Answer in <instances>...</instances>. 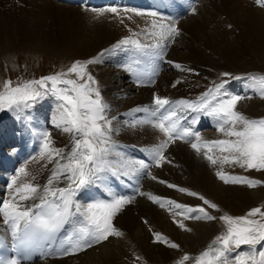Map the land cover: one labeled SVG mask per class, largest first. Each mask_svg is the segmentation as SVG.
<instances>
[{
	"label": "bare ground",
	"instance_id": "1",
	"mask_svg": "<svg viewBox=\"0 0 264 264\" xmlns=\"http://www.w3.org/2000/svg\"><path fill=\"white\" fill-rule=\"evenodd\" d=\"M103 1L93 0L90 2V0H85L79 2L84 6H67L55 0H0V46L4 42L18 43L21 40L31 42L44 40L53 42L56 46L66 47L67 50H70L68 57L71 59L88 60L100 57V50L105 48L111 50L120 40L132 36L133 33L137 34L134 38L139 39L142 43H151V37L148 33L152 31L151 22L153 18L145 15L140 16L143 18L135 19L137 16L135 13L124 14L123 11L119 17L114 16L112 13L97 16L96 13L81 7L92 9L96 6V9H101L117 6L121 10L126 7L129 9L145 7V10H147L145 13L156 12L155 9L161 11L173 10V2L170 0H106L105 3ZM190 1L181 0L180 10L176 13H180L186 5L190 6L192 4ZM258 4L257 0H203L197 6L195 13L182 20L181 23L179 22V27L181 29L184 27L189 33L190 38L186 36V39L199 41L197 55L200 61L210 68L209 72L191 74L184 72L179 77L163 80L167 83L163 84V82L158 81L163 77L161 71L163 73L166 67L176 72L184 71L183 67H175L172 58H167L161 64L160 57L153 58L154 61H149L152 64V71L149 70L150 65L148 63L146 75V72L144 74L141 72L146 66L147 54L135 52L134 50L129 51V56L125 55L123 50L115 52L105 50L102 52L101 62L92 64L91 71L93 75L105 79L104 72L106 71H101L99 68L103 65L114 68L118 65V61L124 62L122 56H126L132 71L123 75H129L132 85L126 91H120L118 95L121 100L126 98L125 94L128 92L135 95L134 99L122 104H115L112 100L108 103V112H115L113 116L115 117L113 119L114 131L112 133V140L115 141V151L113 155L109 156V160L116 167L127 164L134 169L139 167L140 161H143L149 165V168L131 171L128 175L124 174L126 169L123 168L115 175L111 171L103 172L100 174V180L81 189L76 196V199L82 204H87L94 202L95 199L99 200L100 188L109 192L113 186L124 191L125 198H130L133 202L128 204L129 207L126 205L113 221L115 227L124 233L122 237H109L108 240L94 244L92 247L75 254L61 255L59 251H56L49 257L51 260L46 259L45 256L48 255V252H46L36 262L24 264H177V261L185 254L195 256L202 252L224 230L223 223L219 219L197 221L177 216L175 213L178 210L174 208L169 210L167 206L162 208L149 199V195L174 200L177 203L192 207L203 206L217 217H219V214L223 215L225 213L240 216L254 205L264 203L262 202L264 201L263 189H258L256 193L253 190L248 191L245 189L246 185L225 184L223 181L217 180L216 171L218 166L211 165L204 157L203 152L197 153L191 147V142L177 140L175 143L170 144L165 152L166 161L163 162L162 166H156L155 161L152 159L151 149L164 138L163 134L148 123H140V121L149 118L148 113L134 111L137 108L154 109L155 95L166 97L172 101H197L215 83H219L221 80H229L228 85H226L228 92L235 90L232 85L237 80H234L231 76H222L224 72L218 70V68L227 70L226 65L222 62V64L218 63L216 60L206 59L205 54L208 53L209 55L219 51L222 55L233 58L238 57L239 53H242L239 57L244 58H248L251 54H259L258 57L263 62L264 7L261 8L262 6L259 4L260 7ZM176 8L178 6L175 5ZM138 11L143 12L144 10L140 9ZM129 16H131V19H128ZM162 16L163 14L159 12L156 19ZM174 16L170 17L174 18ZM165 17L166 15L162 17L163 20L166 19ZM185 42L181 39V46ZM183 48L186 50L184 51L185 58L189 57L190 51L187 53V49L184 46ZM172 52L175 53L176 50L174 49ZM132 59H135L134 62H131ZM247 60L244 61L248 62ZM136 61L139 62L138 66L134 64ZM243 66L246 65L237 66L238 69L235 72L239 73L236 75L240 76L248 71L245 68V70L241 69L240 71V67ZM216 70L218 71L216 72ZM229 71L234 76V73L232 74L233 70ZM105 76H107V72ZM117 77L120 78L121 75ZM156 78L159 79L154 82ZM102 86L106 92L115 91V89L109 88L106 83H103ZM190 92H195L194 94L198 96L190 100L187 98ZM253 95L254 97L259 96L257 91L251 88L245 93L247 98L239 102L238 111L246 115L249 100L254 98ZM107 100H104L105 103ZM46 101L54 103V106L48 107V113H50V109L54 111L51 115L54 122L55 117L53 115L57 112L59 101H52L44 96L39 104L24 108L20 113L18 118L25 120L24 131L17 134H15V131L9 134L0 131V135L3 134L0 136V204L10 198L11 190L8 186L11 180L9 179V172L15 169L14 175H17L18 169L26 166L31 173V176L27 179L31 180V177H35L32 182L40 185L41 189L47 184L56 161L49 162L46 157L44 159L40 158L42 133L49 132L53 147L65 150V155L72 147L71 134L60 129L61 135L55 136L52 132L58 129L56 126H53L54 130L52 129V131L46 130V125L50 126L44 122L45 118L48 117L45 108ZM12 113L13 110H10L9 114ZM179 115L181 116V123L184 126H191L193 131L198 132L203 139L225 138L221 132L210 135L218 128L217 121L213 117L203 113L191 112L190 110L180 111ZM113 117L109 118L112 119ZM193 117H196V123L194 124L191 123ZM7 122L11 126L9 119H7ZM2 125L4 127L9 126L6 121ZM203 125H210L212 130L200 132ZM7 143L19 144L16 146L20 148L17 155L11 154L5 157L1 155L4 152L1 146H7ZM182 164L186 166L183 169L185 176L177 172L182 168ZM242 169L233 165L223 166V170L231 175H239V171L236 170ZM183 170L181 169L180 172L184 173ZM153 176L156 179H152ZM120 177L123 180L118 181L117 179ZM182 177L188 179L183 183L181 181ZM126 181H134L136 185H129ZM69 184L70 181L65 177H61L53 187L64 188L68 187ZM168 184L177 185L203 195L206 199L216 203L220 211L208 208L207 205H203L198 197L180 192L178 188H170ZM133 193H135L134 196H132ZM140 193H144V195ZM26 203L32 206L40 203V201L37 199ZM177 221H182L191 231L180 228ZM8 226L4 223L2 215H0V229L13 237L11 228ZM68 227L67 232L62 233L60 238L71 232V227ZM154 233L163 234L170 242L177 243L180 247L173 249L166 243L157 242Z\"/></svg>",
	"mask_w": 264,
	"mask_h": 264
},
{
	"label": "snow or ice",
	"instance_id": "2",
	"mask_svg": "<svg viewBox=\"0 0 264 264\" xmlns=\"http://www.w3.org/2000/svg\"><path fill=\"white\" fill-rule=\"evenodd\" d=\"M257 2L264 7V0ZM90 11L97 16L112 13L119 17L123 11L124 14L133 12L137 16L147 15L153 18L152 31L148 33L155 38L153 44L142 43L134 38L137 34L133 33L106 51L134 50L159 58L163 54V42L180 34L175 23L156 19L158 13L155 11L145 13L129 8L121 10L117 6L92 8ZM195 11L193 7L192 12ZM102 57L103 53L100 57L75 61L66 72L18 82L15 86L11 80H7L0 89V111L22 110L31 107L46 95L54 96L59 101L54 118L55 126L72 136V147L65 155V150L53 147L49 132L42 133L40 158L46 157L49 162L56 161L43 189L32 182L35 177L27 179L31 173L26 166L20 167L17 175L11 178L8 186L11 190L10 198L0 204V215L4 223L10 226L22 252L21 257L0 259V264H23L38 249H44L48 254H52V250L59 251L61 255L75 254L106 241L109 237L124 235L113 221L126 205L133 202L132 199L113 195L111 200L87 204L76 199L78 192L100 180L103 172L111 171L115 175L123 168L126 169L124 174L128 175L131 171L149 168L143 161L134 169L127 164L116 167L109 160V156L115 151V141L112 140L115 117H108L109 105L104 102L99 82L89 71V65L101 62ZM175 66L181 68L179 64ZM222 76L229 77L231 74L225 72ZM233 79L246 80L248 86L264 99V74H247ZM228 83L229 80L215 83L197 101H172L155 95L154 109L134 110L148 113L149 118L140 123H148L163 134L164 138L151 149L156 166H162L166 161L165 152L170 144L183 140L191 142V147L197 153L203 152L211 165L218 166L216 175L225 184H240L250 188L264 184V181L231 175L223 170L224 165H233L247 170L264 171V118H249L238 111L237 105L247 97L230 94L226 88ZM188 110L213 117L217 121L218 131L225 138L205 140L191 126H184L179 112ZM191 123H196V117H193ZM61 177L70 181L69 186L54 188L53 185ZM152 179L156 177L153 176ZM168 187L178 188L180 192L198 197L203 205L220 211L216 203L197 192L173 184H168ZM37 199L40 201L38 204L29 206L26 203ZM149 199L162 208L167 206L169 210H178L175 215L185 219H219L223 223L224 230L202 252L195 256L185 254L177 264H264V206L254 207L242 216L225 213L217 217L203 206L192 207L156 195H149ZM177 223L180 228L191 231L182 221ZM66 226L71 227V232L60 238L59 234ZM154 236L157 242L166 243L170 248L180 247L161 233H154Z\"/></svg>",
	"mask_w": 264,
	"mask_h": 264
},
{
	"label": "rangeland",
	"instance_id": "3",
	"mask_svg": "<svg viewBox=\"0 0 264 264\" xmlns=\"http://www.w3.org/2000/svg\"><path fill=\"white\" fill-rule=\"evenodd\" d=\"M58 2L60 4H65L67 6H74V4H67V3L63 2V0H60ZM199 2H201V0L196 1V3H199ZM258 6H260V5L258 4ZM81 8H84L87 11L90 10L88 8H85V7H81ZM261 8H263V7H261ZM19 10H24V9H19ZM139 18H143V17H140V16L135 17V19H139ZM170 22L173 23L172 20H170ZM174 22L176 25L179 24L176 20H174ZM179 30H180V34L178 36H175L174 38H172L171 42L168 45L164 44L163 58L160 60V64L162 62H164V58L171 57L172 61L174 62L173 64L181 65V67L184 68V71L176 72L175 70L166 67L163 70V73L161 74V75H163V77H161L160 80L158 81V82H163V84H167L166 81H163V80H169L171 78L179 77L184 72H189L191 74V73H196V72L203 73V72H209L210 71V68L208 66H205L200 61V58L197 55L199 41L195 40V39H193V40L186 39V36H188L189 38H190V36L184 27H182V32H181V29H179ZM180 38L183 41H186L183 46L187 49V53H189V51H190V56L187 58H185V54H184V51H186V50H184L183 46H181V44H180V40H181ZM232 40H234V39H232ZM147 41H148V38H147L146 42ZM234 43L237 44L235 41H234ZM247 43H248V41H247ZM192 45H194V46H192ZM106 49L107 48L100 50V54L103 51H105ZM174 49L176 50V52L175 53L172 52L173 53L172 54L171 51H173ZM202 51H203V48H202ZM69 53H70V50H67L66 47L56 46L55 43L44 41V40H38V41H32V42L21 40L18 43H11V42L5 43L4 42L3 45L0 46V89L3 88V84L7 80H11L13 82V85L15 86L18 82H25V81H29V80H33V79H40L42 77H46L49 75L60 73L62 71L66 72L68 70V68L75 61H86L85 59L84 60H78L76 58L71 59L68 57ZM241 55H242V53H239L238 57L233 58V57H230L227 55H222L221 53H219V51H217V52H214V53L209 54V55L207 53V54H205V57H206V59L216 60V62H218V63L222 62L223 64L226 65L227 70L221 69V68H218V70L220 69L219 71L224 72V73L225 72L229 73V72H231L229 70H233L232 74L234 73L233 74L234 76H239V75H236L239 72H237V73L235 72V70L238 69V67H237L238 65H246V66L240 67V71H241V69H244V68L248 69V71H246L245 73L242 74L244 76H246L247 74H254V73H255L254 75L264 74V61L262 62V59L260 57H258L259 54H257V55L251 54L252 57L249 56L248 58L239 57ZM246 59H248L247 60L248 62H245ZM252 59H254V60H252ZM257 62H258V64H257ZM117 64L118 65L114 66V68H111L108 65H103L99 68V70L107 72V76H105L106 72H104L105 79H102L99 76H94L92 71H91L92 65H89L90 73L99 82V87H100V91H101V94L103 96V99L104 100L109 99L106 102L107 105H108V103H110L109 102L110 100H112V102L115 104H122L123 102L129 101V100H132L135 98V95L131 94V92L126 93L125 94L126 98H124L123 100H121V97L118 95V93L120 91H126L128 89V87L130 85H132V82H131V79L129 78V75H123V74H128L129 71H131V70L128 71V69H127L129 67L128 62L118 61ZM253 67H255V68H253ZM193 68H196V69H193ZM218 70H216V72ZM113 75H114V77H113ZM118 75H121V77L120 78L117 77ZM242 75H240V76H242ZM218 76H220V75H218ZM234 76L231 75V77H234ZM73 78H75V77H73ZM234 80H236V79H234ZM103 83H106L109 86V88L115 89V91L106 92L103 89V86H102ZM232 87L236 91L231 90V91H229L230 94L240 95L243 97H245V93L251 89V87L248 86V82L244 79L237 80L235 82V84L232 85ZM194 93L195 92H190L188 94L187 98L190 100L195 99L198 95L194 94ZM253 94H255V93H253ZM46 97L52 101L57 100L52 95H46ZM253 97H254V95H253ZM40 101H41V99L36 101L34 103V105L39 104ZM45 106H46L45 107L46 111L48 113L49 112L48 107L54 106V103L51 101H46ZM239 106H240V103L237 105V110L239 109L238 108ZM22 110H13L12 114H9L10 110L0 111V124H1L0 131L2 130L6 134L11 133L12 131H13V133L15 131V134L20 133L21 131H24V121L25 120L23 118H18L20 113L22 112ZM53 112L54 111L50 109V113H48V117L45 118V120H44L45 124L50 125V126L46 125V130H48V131H52V129L54 130L53 126H55V123L53 122V118L51 117ZM114 114H115V112H113V111L107 112L108 117H113ZM246 115L249 118H264V99H262L260 96H258V97H254L251 100H249V104H248V107L246 110ZM55 116H56V114L53 115V117H55ZM122 118H124V117H122ZM7 119H9L11 121V126L7 122ZM5 121H6V124L9 125V126H7V127H10L9 129L7 127H4V125H2V123H4ZM58 129H56L55 132H52V134H54L55 136H60L61 130L60 129L58 130ZM208 130H212L210 125L202 127V131H200V132H205ZM216 132H219L218 128L216 129V131L214 133H212L210 135H213ZM2 135L3 134H1L0 136H2ZM18 145H15L14 143H7V146H1L2 150H4V152L1 155H3V156H6V155L8 156L11 154L17 155V152L20 150V148L16 147ZM184 167H186L185 164H182L181 169L183 170ZM177 168L179 169L180 167H177ZM181 169L177 170L178 174L185 176V171L183 170L184 173L182 172L183 173L182 174L180 172ZM236 171H239L240 176H247L251 179L264 181V171H257L255 169L247 170L244 168L242 170H236ZM181 179H182L181 181L184 183L185 180L188 178L182 177ZM216 179L220 180L217 177H216ZM190 186H193V185H190ZM241 186H243V185H241ZM245 189H247L248 191L253 190L254 192L257 193L258 189L264 190V184H261L260 186H258L256 188H250L247 186ZM262 202H264V201H262ZM257 206H264V203L256 204L253 207H251L250 209L257 207ZM128 207H129V205H128ZM249 210H246L243 214L245 215L246 212H248ZM220 215L221 214H219V216ZM242 215H240V216H242Z\"/></svg>",
	"mask_w": 264,
	"mask_h": 264
}]
</instances>
